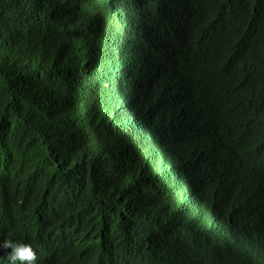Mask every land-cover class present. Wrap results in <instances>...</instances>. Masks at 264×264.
Wrapping results in <instances>:
<instances>
[{"label": "trees", "instance_id": "1", "mask_svg": "<svg viewBox=\"0 0 264 264\" xmlns=\"http://www.w3.org/2000/svg\"><path fill=\"white\" fill-rule=\"evenodd\" d=\"M161 6L177 27L159 39L144 27L153 26ZM88 8L99 12L109 33L99 47L108 50L109 71L120 80L125 74L112 89L114 101H127L134 94L139 101L136 111L143 110L133 134L147 144L160 141L187 151L190 168H230L225 187L256 188L264 195V0H198L193 10L179 0H0V123L9 138L5 147L26 148L30 162L42 165L47 174L35 202L60 215L73 237H98L127 247L138 264H160L159 253L161 264H203L215 255L214 240L225 239L241 246L246 257L215 264H264L256 253L260 244L264 246V217L228 218L229 232L223 224L218 227L213 218L224 213L222 203L204 196L198 211L186 209L187 198L204 188L189 183L177 169L171 178L156 179L150 187L157 207L147 218L148 208L141 209L131 187L124 191L118 179L106 181L94 154L85 149L94 138L91 127L78 131L77 122L65 134L58 131L62 112L75 110L73 99L81 100L68 85L74 84L76 56L84 59L88 41L68 34L78 32L75 21H82ZM50 80L55 83L48 84ZM58 83L63 92L56 91ZM125 124L126 129L132 127L131 118ZM49 129L58 134L52 150ZM209 130L216 135L214 143L207 139ZM206 141L211 150L197 157L198 145ZM74 142L77 150L68 152ZM178 166L176 162L172 167ZM175 229L185 230L189 240H203V249L190 244L175 260L165 242Z\"/></svg>", "mask_w": 264, "mask_h": 264}, {"label": "clouds", "instance_id": "2", "mask_svg": "<svg viewBox=\"0 0 264 264\" xmlns=\"http://www.w3.org/2000/svg\"><path fill=\"white\" fill-rule=\"evenodd\" d=\"M96 1L89 0L91 4ZM179 1L189 10L196 8L198 2V0ZM78 19L75 21L78 32L71 31L68 35L74 34L71 37L73 40L87 38L88 42L83 53L84 59L81 60V54L76 56L74 84L68 87L74 88L78 95L81 92L84 97L79 95L81 99L79 101L73 99L77 104L75 110L66 109L62 112L61 119L57 121L58 131L62 130L65 134L64 131L74 128L77 122L78 131L81 129L85 131L91 127L94 138L85 146V149L90 155L94 154L95 160L105 173L106 181L115 183V179H118V185L124 191L131 187L132 197H135L141 209L149 208V203L157 207L155 200L152 201L154 194L150 192V187L154 186L156 179L164 176L171 178L178 169L181 175H187L190 179L189 183L202 184L204 188V193L196 190L193 192V197L187 198L186 209L193 210L195 213L199 210L198 203L201 198L208 196L222 203L221 210L224 213L215 214L213 218V224L218 227L223 224L226 229L225 221L228 218L229 221H233L240 215L263 218L264 195L256 191V188L231 190L225 187L231 178L230 168L223 165L205 167L201 170L197 167L190 168L193 162L187 151L172 148L160 141L147 144L145 138H141L139 134H133L138 124V117L143 118V110L140 113L136 111L139 101L134 98V94L127 101H114L112 89L125 80V74L121 76L123 80H120L118 74L110 72L107 66L108 50L99 48L100 40L109 39L104 20L99 12L91 8L87 9L86 16L82 15V21ZM152 22L153 26L146 25L144 29L148 27L149 33L153 36L157 35L159 39L168 34L172 27H177L173 20L170 22L169 12L165 6L158 9ZM87 31L88 35L84 37ZM130 81L129 87L133 90V80L130 79ZM47 83L51 85L55 81L50 80ZM59 84L56 86V91L63 92ZM71 97L73 98V94ZM113 116L116 125L112 124ZM129 118H131L132 127L126 129L125 121ZM57 129L48 130L50 150L56 145ZM4 130L6 133L2 134ZM128 130L132 132V136L127 135ZM136 135L139 137V142H135ZM206 135L207 139L211 137L214 143L216 138L214 132L206 131ZM126 136L130 140L126 141ZM51 138L52 141L53 138L55 140L53 145ZM8 140L6 128L0 123V191L5 192L0 194V264H138L134 253L127 247L103 243L98 237L77 239L68 230L66 221L57 213L44 207L33 210V206L36 205L34 199L44 191L47 174L42 165H34L30 162L26 148L7 149L4 142ZM198 147L197 157L207 156L212 146L206 141ZM162 148L163 150L160 151ZM69 150L72 153L77 150L75 142ZM168 157H176L179 166L172 167L176 162H163L162 159ZM198 172L199 175H196ZM4 173L8 175L3 176ZM36 173H38L37 176H35ZM239 182L246 184L244 179H240ZM10 200L15 202L10 204ZM9 206L15 207L9 208ZM184 215L185 212L181 214V216ZM54 228L57 230H51ZM227 230L230 231L229 228ZM57 237L59 239L54 242ZM180 237L181 240H179ZM47 238L52 239V242ZM189 239L190 236L185 230L175 229L165 241L168 244L167 253L175 260L181 258L182 254L188 251L189 245L195 244L197 240ZM197 243L204 246L201 239ZM182 245H186L187 248L184 249ZM214 245L217 246L215 255L206 258L203 264H215L217 261L226 263L228 259L238 263L241 256L246 257L244 249L234 241L214 240ZM49 246L55 250H51ZM177 246L180 249L176 248ZM259 248L256 253H260V256L264 258V246L260 244ZM198 249L203 247L200 245ZM231 250H233L232 253ZM52 255L53 259L50 260ZM189 258L192 259V255ZM158 260L160 264L164 260L161 253ZM182 262L189 264L185 260Z\"/></svg>", "mask_w": 264, "mask_h": 264}, {"label": "bare ground", "instance_id": "3", "mask_svg": "<svg viewBox=\"0 0 264 264\" xmlns=\"http://www.w3.org/2000/svg\"><path fill=\"white\" fill-rule=\"evenodd\" d=\"M161 50H162V49H161ZM163 51H164V50H163ZM155 52H156V51H155ZM159 52H160V51H159ZM161 55H162V54H161ZM139 60H140V59H139ZM153 60H154V59H153ZM159 65H160V64H159ZM135 68H136V67H135ZM142 69H143V68H142ZM134 71H135V70H134ZM148 77H149V76H148ZM130 78H131V76H130ZM131 79H132V78H131ZM68 152H70V150H68ZM156 168H158V167H156ZM37 174H38V173H36L35 176H37ZM69 179H70V183H72V181H71L72 178L69 177ZM80 189H81L80 191H84L83 188H80ZM70 192H73V191H70ZM77 192H78V191H75V192L72 193V194H74V196L76 197L75 194H76ZM26 194H27V191H26ZM48 194H54V193H48ZM14 202H15L14 200H10V204H11V203H14ZM35 204H36V205L33 206V210H38V209L41 207V206H39L40 203H39V202H38V203L36 202ZM43 204H47V201H46V202L44 201ZM14 207H15V206H9V208H14ZM151 208H152V209L155 208V205H153V204L150 205V203H149V208H148V210L145 212V217H147V218L151 217V215H152V210H151ZM164 208H165V207H164ZM164 208H163V209H164ZM166 212H169V211H165V213H166ZM2 213H3V212H2ZM5 213H6V212H5ZM168 214H169V213H168ZM152 216H153V215H152ZM51 230H57V228H54V229H51ZM58 232H59V230H58ZM58 235H59V234H58ZM209 238H212V237H209ZM58 239H59L58 237L55 238V239H54V240H55L54 242H57ZM47 240L51 241L52 239L47 238ZM199 240H200V239L195 240V242H194L195 245H198V246L201 245L200 243H197V241H199ZM51 242H52V241H51ZM54 245H55V244H54ZM51 246H52V245H51ZM51 246H49L50 249H51V250H55V248H52ZM176 248L180 249V247H178V246H177ZM51 259H53V255L50 257V260H51ZM109 264H111V263H109Z\"/></svg>", "mask_w": 264, "mask_h": 264}, {"label": "rangeland", "instance_id": "4", "mask_svg": "<svg viewBox=\"0 0 264 264\" xmlns=\"http://www.w3.org/2000/svg\"><path fill=\"white\" fill-rule=\"evenodd\" d=\"M79 93H80L79 94L80 97L83 98L84 97L83 94L81 92H79ZM128 140H130V138L128 136H126V141H128ZM53 142H55L54 138H53ZM135 142H139V137L137 135L135 136ZM127 256H129V255H127Z\"/></svg>", "mask_w": 264, "mask_h": 264}]
</instances>
